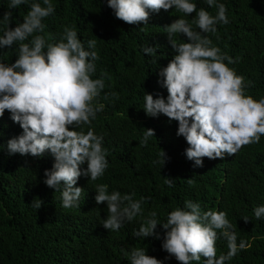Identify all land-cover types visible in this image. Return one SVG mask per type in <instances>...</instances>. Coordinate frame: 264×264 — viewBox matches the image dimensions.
Listing matches in <instances>:
<instances>
[{
    "label": "trees",
    "instance_id": "obj_1",
    "mask_svg": "<svg viewBox=\"0 0 264 264\" xmlns=\"http://www.w3.org/2000/svg\"><path fill=\"white\" fill-rule=\"evenodd\" d=\"M219 2L226 5L229 23L218 24L216 33L204 35L237 60L229 66L245 78L249 85L246 94L264 97V0ZM30 3L9 9L8 0H0V18L11 11L10 27L14 28L23 21ZM196 3L198 9L203 7L215 15L217 9L204 0ZM53 4L55 14L43 21L42 35L47 42L56 43L66 26L74 27L85 46L88 40H96L100 59L93 78H99L101 72L111 77L105 79L99 98L105 108L91 123L96 134L103 136L109 166L95 181L81 175L76 185L83 188L80 206L63 208L61 192L44 183L45 169H51L54 162L50 154H8L7 140L21 134L22 128L5 110L0 117V145L4 146L0 148V264H130L124 253L134 247L147 249L148 255L164 260V264H181L174 257L165 260L168 253L162 249L165 230L161 225L156 229L160 239L135 237L133 232L152 211L165 222L168 213L183 207L185 200L199 202L204 210L225 211L237 243L245 240L249 244L226 264H264V219L257 220L253 211L264 204V135L259 143L245 145L236 154H226L223 159L204 157L203 167H193L194 162L184 154L186 140L176 135L178 122H169L164 115L149 117L142 108L145 92L154 98L168 94L159 82V72L175 52L165 26L183 14L161 9L150 13L147 24H129L115 17L107 0H53ZM194 16L195 12L185 18L191 23ZM175 39L182 43L187 38L177 34ZM147 45L157 47V64L142 51ZM17 52L18 44L0 49V60L12 63ZM112 92L118 93L119 99L113 100ZM105 95H109L107 100ZM88 127L83 126V131ZM146 128L154 129L155 136L144 146L140 140ZM163 150L168 157L165 164H154ZM81 167L87 168V162ZM168 177L174 180L173 188L164 183ZM98 184H107L109 192L134 193L133 199L144 197L143 216L118 231L105 229L102 221L108 209L106 202L95 201ZM35 198L44 201L38 210L31 205ZM216 249L217 257L227 253L223 237L217 240ZM203 259L192 264H204Z\"/></svg>",
    "mask_w": 264,
    "mask_h": 264
},
{
    "label": "clouds",
    "instance_id": "obj_2",
    "mask_svg": "<svg viewBox=\"0 0 264 264\" xmlns=\"http://www.w3.org/2000/svg\"><path fill=\"white\" fill-rule=\"evenodd\" d=\"M29 3L30 0H8V8ZM204 3L217 9L215 15L203 7L198 9L196 0H107L115 17L129 24H147L150 13L161 9H175L183 14L165 26L175 52L159 72L162 77L159 82L168 94L154 98L145 92L142 108L149 117L164 115L169 122H178L176 135L186 140L184 154L194 162L193 167H203L204 157L223 159L226 154H236L245 145L259 143L264 135V97L256 99L246 94L249 85L245 78L229 66L237 60L204 35L216 33L218 24L229 23L226 5L219 0ZM193 12L195 16L190 23L185 17ZM54 14L53 0H31L30 10L14 28L10 27L11 11L0 18L3 32L0 49L18 44L14 62L0 60V117L7 110L11 120L22 128L21 134L6 142L9 155L50 154L54 158L51 169H45L44 183L60 191L63 208L70 209L80 206L83 188L76 185L81 175L95 181L109 166L103 136L96 134L91 123L105 108L99 98L106 87L105 79L111 77L101 72L99 78H93L100 59L96 40H88L85 46L74 27L66 26L56 43L47 42L42 35L43 21ZM177 34H183L185 42L178 43ZM142 51L157 64V47L147 45ZM109 95L113 100L119 99L116 92ZM85 125L89 126L87 132L83 131ZM153 136L155 130L146 128L140 143L147 146ZM158 155L161 159L153 163L163 166L168 157L164 150ZM85 162L87 168H82ZM164 183L174 187L170 177ZM95 191L96 203L106 202L108 209L102 221L105 229L118 231L125 223L143 216L144 197L133 199L134 193L109 192L107 184L96 185ZM43 204L40 198L31 202L36 210ZM253 211L257 220L264 219V204ZM158 225L165 230L162 239V249L168 253L165 260L174 257L181 264L200 262L202 258H206L204 264H226L249 247L245 240L237 243V234L225 211L204 210L193 200L175 207L163 223L156 211L150 212L133 235L160 239ZM221 237L227 241L228 251L217 257L216 242ZM124 255L130 264H164V260L148 255L145 248L134 247Z\"/></svg>",
    "mask_w": 264,
    "mask_h": 264
}]
</instances>
